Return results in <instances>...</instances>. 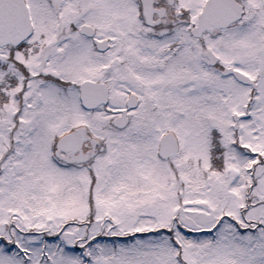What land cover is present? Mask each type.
I'll list each match as a JSON object with an SVG mask.
<instances>
[{
    "label": "snow or ice",
    "instance_id": "obj_1",
    "mask_svg": "<svg viewBox=\"0 0 264 264\" xmlns=\"http://www.w3.org/2000/svg\"><path fill=\"white\" fill-rule=\"evenodd\" d=\"M0 264H264V0H0Z\"/></svg>",
    "mask_w": 264,
    "mask_h": 264
}]
</instances>
